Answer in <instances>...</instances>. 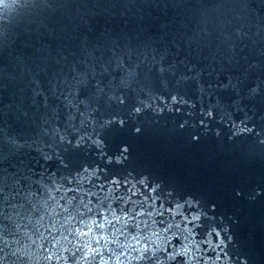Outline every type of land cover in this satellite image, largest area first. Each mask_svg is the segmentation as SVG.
<instances>
[{
    "label": "water",
    "instance_id": "1",
    "mask_svg": "<svg viewBox=\"0 0 264 264\" xmlns=\"http://www.w3.org/2000/svg\"><path fill=\"white\" fill-rule=\"evenodd\" d=\"M264 264V0H0V264Z\"/></svg>",
    "mask_w": 264,
    "mask_h": 264
},
{
    "label": "clouds",
    "instance_id": "2",
    "mask_svg": "<svg viewBox=\"0 0 264 264\" xmlns=\"http://www.w3.org/2000/svg\"><path fill=\"white\" fill-rule=\"evenodd\" d=\"M138 256L132 255L131 253H128L125 256H117L116 257V264H131L132 260L138 259Z\"/></svg>",
    "mask_w": 264,
    "mask_h": 264
}]
</instances>
